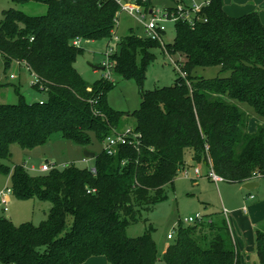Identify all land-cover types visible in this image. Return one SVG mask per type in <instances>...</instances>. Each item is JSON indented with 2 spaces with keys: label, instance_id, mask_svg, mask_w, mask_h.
Wrapping results in <instances>:
<instances>
[{
  "label": "trees",
  "instance_id": "obj_1",
  "mask_svg": "<svg viewBox=\"0 0 264 264\" xmlns=\"http://www.w3.org/2000/svg\"><path fill=\"white\" fill-rule=\"evenodd\" d=\"M37 1L47 4L46 14L9 9L0 22L6 67L26 63L38 76L33 88L47 93L42 103L29 102L22 94L17 103H0V170L11 178L16 197L50 201L51 208L39 225H15L0 217V264H83L96 256L106 257L109 264H155L152 228L137 237L128 236L126 229L142 211H152L167 198L165 187L185 168L188 149L193 160L208 164L224 180L244 183L254 172L264 176V127L248 131L253 114L264 118V23L258 12L234 17L225 10V0H213L202 11L206 22L195 27L176 22L175 39L164 47L133 31L121 38L112 58L114 69L124 76L142 82L158 47L174 55L186 73H179L171 86L141 89L142 104L129 113L109 105L113 82L103 78L88 84L74 66L84 50L74 44L77 38L112 37L118 3ZM139 3L146 9L153 6V0ZM209 67L226 75L206 78L196 72ZM126 115L135 118L132 127L142 133L139 149L121 146L113 155L103 150L96 153L92 168L71 164L36 175L23 164H5L13 144L33 149L55 134L83 146L92 142V135L103 142ZM255 239L259 264H264V230L258 229ZM164 261L242 263L226 221L179 224Z\"/></svg>",
  "mask_w": 264,
  "mask_h": 264
},
{
  "label": "rangeland",
  "instance_id": "obj_2",
  "mask_svg": "<svg viewBox=\"0 0 264 264\" xmlns=\"http://www.w3.org/2000/svg\"><path fill=\"white\" fill-rule=\"evenodd\" d=\"M232 3L233 1L230 0L229 4ZM174 4V0H153V7L160 9L173 6ZM246 4L247 6H253L252 10H249L250 13L258 12V8L260 10L264 9L263 5L257 4L256 0H245V4L243 5ZM9 9L21 10L31 16L44 15L48 10L47 4L42 1L0 0V22L4 20V11ZM118 15L119 24H117L111 38L95 40L93 41L94 43L82 40L81 48L84 50L78 54L74 66L88 84L93 85L104 78L106 70H95V68H104L103 64L106 60L108 49L110 47H117V43L121 38L130 35L132 31L138 37H147L142 23L137 18L124 11H120ZM262 18L264 19V15ZM175 36V22L170 21L166 24V32L163 36L164 45L172 43ZM154 53L156 54V58L148 65L142 82L137 77H126L116 70L111 72L114 86L107 93V101L114 110L130 113L139 109L142 104L141 89L143 91H150L164 86H171L175 83L177 77L180 76L179 69L171 61H175L174 55H170L166 49L160 47L155 48ZM1 60L0 64L3 66V61ZM196 72L206 78L226 75L220 72L219 67L198 68ZM0 79L3 82L1 84H4L0 87V103H17L20 94L29 102L43 101L47 98L45 91H38L33 88L32 85L36 79L25 64L12 62L7 69L2 68L0 70ZM240 107L244 110L252 111L245 103H240ZM249 121L248 131L252 134L258 132L261 126L264 127V118L258 115L253 114ZM134 125L135 118L126 115L122 119L120 129ZM85 150L100 153L103 151V142H100L92 135V142L83 146L62 137L60 134H55L48 142L33 149H25L18 144H13L11 146V158L5 164L11 168L15 165L24 164L33 175L43 172L39 169L32 170L30 167H37L47 162L53 164L57 169H64L67 165L71 164L80 168H92L95 160L94 158L85 157ZM191 151L192 149L186 151V158L189 157ZM187 170L190 173L189 169ZM207 170L208 167L205 169L204 174L206 181L204 179L202 181L201 178L192 180L194 179L192 175V179L185 178L180 172L174 180V184H168L165 187L167 198L157 203L152 211L148 213L142 211L139 220L128 225L126 232L130 237L140 236L149 227L152 228V237L157 244L158 250L155 264H165V250L168 245L175 242L179 224L183 226L190 225L186 222V218L194 217L197 213L201 214L204 222L213 221L221 225L226 221L231 228L234 239H240L241 237L242 240H245V237L242 235L243 230L239 227L237 221L231 224L230 218L228 220L222 208L223 199L225 201L229 197L233 199L238 194L239 183L227 180L216 183L212 179H208L209 171ZM257 180L263 182L262 188L264 189V176H259ZM196 182H198V185ZM7 188L12 189V180L0 170V217L9 218L15 225L27 222L39 225L47 218L51 208L50 201L20 199L13 193L10 195L11 199L7 203L8 210L6 211L5 207L1 204V192ZM245 190L247 189H244V192ZM263 196L264 192L258 196L256 201L263 200ZM247 206H250V204L247 203ZM252 214L244 217L241 213V216L244 218L243 220L251 227L252 221L255 222ZM258 224V229H264V219L260 220ZM245 229L247 228L245 227ZM169 234H172L173 238H169ZM247 244L253 249L254 244L256 245V239L254 238ZM239 252L243 255V250L242 252L239 250ZM243 260V264H259L256 249L253 253L250 248L248 255Z\"/></svg>",
  "mask_w": 264,
  "mask_h": 264
},
{
  "label": "built area",
  "instance_id": "obj_3",
  "mask_svg": "<svg viewBox=\"0 0 264 264\" xmlns=\"http://www.w3.org/2000/svg\"><path fill=\"white\" fill-rule=\"evenodd\" d=\"M119 5V12L124 11L127 14L137 18L139 20L147 34V37L151 38L152 40H156L162 44L164 47L163 36L166 32V24L170 21L178 22L183 21L190 24V26L195 27V25L200 22L201 20L207 21L202 15V11L205 7H208L213 0H175V4L170 7H166L164 9L150 7L145 8L140 3L139 0H115ZM118 12V14H119ZM119 24V15L116 18V26ZM114 32V31H113ZM113 36V35H112ZM117 38V37H116ZM118 39V38H117ZM82 43L81 39L77 38L74 41L76 46H80ZM166 49V48H164ZM117 47L112 48L110 47L106 53V60L104 61V70H106V74L104 78L113 82L112 79V71L115 70V62L112 56L116 53ZM168 53V51H167ZM169 55V54H168ZM176 67L179 69L180 74L186 76V73L181 70V64L176 63L175 61L171 60ZM26 66L27 64L24 63ZM28 67V66H27ZM29 68V67H28ZM30 69V68H29ZM35 77V83L38 82V76L33 73ZM43 90V88L41 87ZM42 103V101H41ZM142 133L136 130L132 126H127L123 129H113L112 133L109 134L103 141V150L109 154L113 155L116 154L121 146H132L136 149H139L141 144ZM25 168H27L25 166ZM55 166L51 163H43L39 168L32 166V170L39 169L42 172H47L54 169ZM210 170L208 173V177L215 182L223 181V177L217 174L214 169L209 166ZM28 169V168H27ZM196 177L194 179H199L203 177V174L199 167H195L194 170ZM181 173L185 178H190L191 174L188 172L187 168H184ZM261 176L260 173L254 172L252 175L251 180L258 178ZM12 193L11 188H7L1 192V204L5 207L7 211V203L10 200L9 196ZM253 197V196H252ZM223 212L228 214L226 209ZM202 216L200 213H197L194 217L186 218V222L189 224H194L198 221H203ZM169 238H173L172 234L168 235Z\"/></svg>",
  "mask_w": 264,
  "mask_h": 264
},
{
  "label": "crops",
  "instance_id": "obj_4",
  "mask_svg": "<svg viewBox=\"0 0 264 264\" xmlns=\"http://www.w3.org/2000/svg\"><path fill=\"white\" fill-rule=\"evenodd\" d=\"M229 1L230 0H226L227 3L225 2L226 6H224V7H225V10L227 11V13L231 16H234V17H239V16L245 15L247 13H250L249 10H252V8H253V6H247V4L243 5V4H245V0H232L233 1L232 4H229ZM251 2L253 3V1H251ZM256 2H257V4H262L264 7V4H263L264 0H256ZM227 4H229V6H227ZM258 9H259L258 13L260 15V18L262 21H264V19L262 18L264 15V9H261V10H260V8H258ZM87 41H91L88 43H94L93 41H95V40H87ZM0 59H2L1 61H3V66L0 64V70H2V68L7 69L8 67H6L5 61L1 55H0ZM99 69L104 70L103 67H101V68L96 67L95 68V70H99ZM1 81H2V79H0V83H3ZM185 160H186L185 168L189 169L191 175L194 176V178H195L196 177V174L194 172L195 167H199L202 174H203V177H201V180L206 181L204 174H205V169H207V167H208L207 171L210 170L209 165L204 163V162H197V161L193 160V151L190 152L188 158L185 157ZM203 164H205V165H203ZM41 165H39L37 167L35 166V167L39 168ZM24 166H26V165H24ZM203 169H204V171H203ZM208 179H210V178H208ZM192 180H198V179H192ZM223 181H225V180H223ZM220 182H222V181H220ZM247 182H258V185H255V184L250 185L251 188L247 189L244 187V184ZM247 182L239 183L240 187L238 188V194L235 195V197L233 199H231L230 197H229V199H226V201H225V199H223V204H222L223 210L226 209L228 211L227 218H228V220L230 218V220H229V221H231L230 223L232 224V223H235L237 221L239 227L242 228V230H243L242 235L245 237V240H242L241 237H240V239L236 238V240H235L237 243V246H238V251L240 250L242 252V250H243V255H241L239 252L240 259L242 262L241 264L244 263L243 259L245 256L248 255V250L250 248H251L252 252L254 253V251L256 249V245L254 244L253 249H252V247L249 246L247 243H250L251 240H253L255 238L256 231L258 230L257 225H259L258 222L260 220L264 219V196H263V200L256 201L258 196L264 192V189L262 188L263 182H260L259 180H257V178H255L251 181H247ZM196 183L198 185V182H196ZM216 183H218V182H216ZM244 189H247V190H245V192H244ZM9 198L11 199V196H9ZM247 203H249L250 206H247ZM241 213L244 217H246V215H250L252 213H255V214H252L253 217L255 218V222L252 221V227L248 226L249 224L243 220L244 218L241 216ZM245 227L247 229H245ZM260 230H264V229L260 228ZM246 236H248V237H246ZM256 251H257V249H256ZM83 264H108V261H107L106 257H104V256H96V257L90 258L88 261H86Z\"/></svg>",
  "mask_w": 264,
  "mask_h": 264
},
{
  "label": "water",
  "instance_id": "obj_5",
  "mask_svg": "<svg viewBox=\"0 0 264 264\" xmlns=\"http://www.w3.org/2000/svg\"><path fill=\"white\" fill-rule=\"evenodd\" d=\"M84 156L88 157V158H94L96 156V153L92 152V151H89V150H85L84 151ZM253 184L258 185V182H247V183L244 184V187L249 189V188H251L250 185H253Z\"/></svg>",
  "mask_w": 264,
  "mask_h": 264
}]
</instances>
